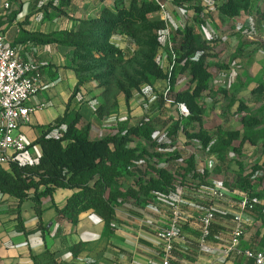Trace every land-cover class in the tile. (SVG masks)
Here are the masks:
<instances>
[{"label":"crops","instance_id":"1","mask_svg":"<svg viewBox=\"0 0 264 264\" xmlns=\"http://www.w3.org/2000/svg\"><path fill=\"white\" fill-rule=\"evenodd\" d=\"M226 1L193 0L190 4L199 9L194 16L192 11L187 13L189 27L194 28L201 43L216 41L212 45L215 64L208 68L209 89L198 100L204 109L202 122L190 133L202 132L211 142L204 146L198 140L186 139L180 131L175 143H170L165 136L167 129L161 139L173 148L166 149L165 158L155 165L157 170H167V178L140 162L131 169L135 172L123 175L119 183L124 194L135 183L145 185L152 177L170 183L162 191L119 200L109 222L95 211L83 213L76 224L60 219L56 207H64L73 195L64 189L43 201L42 222L50 235H25L19 231L21 226L32 232L39 225L34 203L25 201L18 208L14 199L0 195V264H50L44 259L48 250L63 264H161L163 244L158 231L172 223L176 206L181 211L182 237L175 242L172 264H254L234 254L228 256L227 249L236 216L241 217L244 230L240 249H264V94L254 93L264 84V0H238L243 7L232 17L219 10ZM165 2L167 8L169 3L175 4L173 0ZM7 3L0 0V31L9 43L19 46L22 58L42 76V90L29 106L44 104L46 108L32 114L18 130L30 146L40 137L41 129L64 117L69 103L70 111L79 108L77 98L71 100L78 81L72 48L40 45L31 37L75 31L81 21L96 19L103 3L70 0L65 7V0H22L10 7V12L15 11L13 16H6ZM69 11L73 15H68ZM186 79L179 82L182 86L177 91L173 90L175 95L190 88ZM184 109L181 119L185 123L189 114ZM80 115L86 119L89 111L81 106ZM244 117L255 118L257 125L243 126ZM126 127L130 125L121 124L122 129ZM107 131L103 129L101 135H107ZM179 136L183 139L177 140ZM90 137L95 138L92 125ZM40 150L39 146L32 147L27 156L35 158ZM172 154L178 159L169 160ZM182 171L184 174L179 175ZM252 173L250 191L246 192L237 183L238 176L244 179ZM215 192L223 193L224 198H215ZM245 199L248 203L244 209ZM210 211L216 218L209 238L203 240L202 220ZM35 259L40 261L35 263Z\"/></svg>","mask_w":264,"mask_h":264},{"label":"trees","instance_id":"2","mask_svg":"<svg viewBox=\"0 0 264 264\" xmlns=\"http://www.w3.org/2000/svg\"><path fill=\"white\" fill-rule=\"evenodd\" d=\"M116 1L119 3L114 10H100L96 19L81 21L75 31H63L49 35L36 34L31 37L40 45L57 44L72 48L74 70L78 80L77 87L82 84L80 82H83V74L90 70V66L86 67L87 64L84 65L85 67L82 65L83 56H85L84 60H93V57L99 54L107 62H119L120 52L108 44L111 34L118 30L128 29L129 21L142 20L149 14L159 12V7L151 0ZM173 1L178 6H182L190 4L193 0ZM244 2L241 1V4ZM127 3L128 8L126 7ZM69 4L70 0H65V7H68ZM242 7L243 5H239L238 0H227L219 7V10L224 15L232 17L239 14ZM159 28L165 30V23H160ZM179 36H181L180 39L176 41L170 51L171 64L173 62L172 52L175 55V64L171 72L175 71L177 75L189 79L190 88L179 91L174 96L172 105L184 106L189 115L182 125L178 121L173 122L165 136L170 140V143H175L174 137L181 131L186 139L198 140L206 146L211 142L207 135L202 132L192 135L190 133L195 132V126L201 125L202 122L204 109L199 106L198 100L209 89L211 74L208 70V61L216 57L212 46L216 41L201 43L197 32L192 27L185 28ZM87 41L92 44L84 45V42ZM77 87L71 100L76 96ZM254 93L264 94V84L259 86ZM255 120V118L244 117L241 124L252 128L257 125ZM82 124V116L77 112L70 111L69 103L64 117L53 125L43 128V132L46 133L42 134V137L35 143V146H40L43 151L41 165L35 168L37 175L33 173L32 169H30L32 172L30 170L19 172L12 162L9 163L11 166L9 170H5V166H0V195L16 200L18 208L25 201L30 200L34 203L39 225L32 232H27L21 226L19 231L25 235L44 232L43 200L51 198L55 190L65 189L73 192L64 207L55 209L60 219L76 224L83 213L95 211L109 222L112 220L114 208L119 200L138 198L141 195H147L152 190L162 191L170 183L166 180L155 181L152 177L148 182H145V185L135 183V187H130L125 194L122 193L119 183L123 175L133 174L135 171L131 172V169L136 168L140 162H143L148 169L158 172L163 178H167V170H157L155 165L165 158L164 151L173 148V145H166L165 143L169 142L156 137L157 131L152 122L142 119L135 127H126L119 133L108 135L101 140H93L90 137V125L87 123L81 127ZM53 130H57L59 136L47 139ZM230 139H233L231 135ZM172 159H178V156L172 154L169 160ZM38 171H41L42 174H39ZM183 171L187 172V170ZM183 171L178 174L183 175ZM24 175L36 176L38 182L29 179L30 181L27 183ZM252 177L253 173L244 179L238 176L237 183L242 186L244 191L248 192ZM40 186L44 189H40ZM31 191H33V196L30 194ZM210 212H213L214 218H216V213ZM44 259L50 264H63L55 259V254L49 250ZM36 261L40 260L35 259V263Z\"/></svg>","mask_w":264,"mask_h":264},{"label":"rangeland","instance_id":"3","mask_svg":"<svg viewBox=\"0 0 264 264\" xmlns=\"http://www.w3.org/2000/svg\"><path fill=\"white\" fill-rule=\"evenodd\" d=\"M7 1V4L12 7L15 2L21 3L22 0ZM101 1L103 3L101 10L112 11L119 3L116 0H107V3H105L106 0ZM168 5L170 16L167 22L162 20L159 12H155L142 20L129 21L128 29L118 30L111 34L108 44L120 52L119 62H107L99 54L95 55L93 60H84L85 56L82 55V65L87 64L86 67L90 66V70L83 74V82H80L81 79L79 80L82 84L76 86L77 92L74 99L77 98L76 104L79 108L75 109L74 112L80 114L81 106L89 111L88 118L85 119L81 115L83 124L80 126L83 127L88 123L90 132L91 125L94 127L95 138L93 140H101L108 135L119 133L122 130L121 124L130 125V127L138 125L142 119H147L153 123L157 131L156 137L159 139L164 136L167 129H170L173 122L178 121L180 125L184 124V120L181 119L185 114L184 107L179 108L166 102V99L174 100L173 90L177 91L182 86L179 82L182 83V79H186L184 76L177 75L175 71L171 72L173 66L170 63L169 42L175 46L178 37H180V32L189 28L190 16L187 13L192 11V16H194L195 9L199 8L196 5L187 4L185 5L186 8L182 10L176 4L171 6L169 3ZM189 6L194 8L190 10ZM126 7L128 8V3ZM5 11H7L6 16L9 13H11L10 16H13L15 13L14 10L10 12V9ZM68 15L73 14L69 11ZM162 22L166 25L165 30L159 28ZM90 44H92L90 41L84 42V45ZM90 48L93 49L94 47ZM214 60L215 58L209 60V67L215 64ZM186 81L188 80L186 79ZM90 116L93 121L89 118ZM166 124H168V128L165 126ZM105 128L108 130V134L101 135V131ZM45 133L41 129L39 138ZM58 136V131L53 130L47 139ZM39 138L31 142L33 144L29 146L28 151L35 147ZM176 138L177 140L183 139L181 136ZM27 152L23 155L14 156L12 163L19 172L32 169L33 173L37 175L35 168L41 165L43 151L41 149L40 154L35 158L28 157ZM10 167V165H5L4 168L9 170ZM32 170L30 171L32 172ZM39 174L42 172L40 171ZM23 177L27 183L30 181L29 179L38 182L36 176L24 175ZM39 188L44 189L42 186ZM57 191L59 190H55L53 196ZM30 194L33 196V191ZM16 203L18 204L17 201ZM47 232L50 235L49 229L44 230V234Z\"/></svg>","mask_w":264,"mask_h":264},{"label":"built area","instance_id":"4","mask_svg":"<svg viewBox=\"0 0 264 264\" xmlns=\"http://www.w3.org/2000/svg\"><path fill=\"white\" fill-rule=\"evenodd\" d=\"M159 7V13L164 22L169 19L166 0H151ZM9 4L5 10H9ZM169 36V33H167ZM170 50L172 44L169 42ZM172 66L175 64V55L172 52ZM42 90V76L34 69L31 62L25 61L21 56L19 46L9 43L5 35L0 31V166L9 165L14 156L25 154L29 149V143L18 133L21 123L29 121L32 114L41 111L46 106L30 107V101L37 97ZM170 101V100H169ZM171 102V101H170ZM172 103V102H171ZM215 198L222 199L224 194L214 193ZM248 201L243 202L244 209ZM181 211L178 206L174 208L173 220L169 227L158 231V237L163 244L161 264H172V253L175 242L181 239ZM215 218L214 213L209 212L202 220L203 240L209 237L211 225ZM235 226L232 230L231 245L227 249V255L246 258L254 264H264V249L256 251H242L240 242L244 236L242 219L236 216Z\"/></svg>","mask_w":264,"mask_h":264}]
</instances>
